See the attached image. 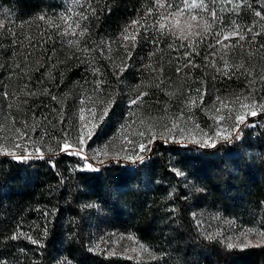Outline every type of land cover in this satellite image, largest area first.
Here are the masks:
<instances>
[{"label": "trees", "instance_id": "16d2710c", "mask_svg": "<svg viewBox=\"0 0 264 264\" xmlns=\"http://www.w3.org/2000/svg\"><path fill=\"white\" fill-rule=\"evenodd\" d=\"M221 1L208 0V5L218 13ZM87 2L96 13L89 10V18L79 21L88 29L80 37L63 35L61 14L78 20L76 13L85 10L79 5L86 0H0V64L17 57L35 65L28 79L29 90L36 93L29 100L34 115L45 117L55 109L52 96L74 83L96 88L103 81L99 92L116 106L125 93L124 80L128 84L143 73L154 77L156 64L173 54L184 58L182 74L190 87L200 84L209 93H223L246 85L242 72L225 76L212 66L218 40L214 29L182 43L187 49L179 46L180 39L157 31L156 21L174 8L171 0ZM256 12L264 16V0H243L229 13L244 33L239 43L264 57V20ZM133 20L140 21L139 35L134 48L131 41L125 43L132 55L131 75L124 77L119 57L107 46L124 41L125 27L135 31ZM253 25L261 32L254 40L248 31ZM75 40L79 43H69ZM152 43L161 44L158 53ZM143 99L144 107L157 109L148 96ZM51 116L59 118L55 112ZM39 124L52 131L48 121L41 118ZM242 135L203 150L156 141L143 163L112 160L98 171L81 170L82 161L63 152L27 162L0 156V264H264V245L228 249L205 239L242 227L264 230V127ZM109 231L134 236L155 260L138 262L92 246L95 236ZM18 232L25 235L13 239Z\"/></svg>", "mask_w": 264, "mask_h": 264}, {"label": "rangeland", "instance_id": "374dc122", "mask_svg": "<svg viewBox=\"0 0 264 264\" xmlns=\"http://www.w3.org/2000/svg\"><path fill=\"white\" fill-rule=\"evenodd\" d=\"M171 1L173 3L172 7L174 8L178 7L183 2V0ZM242 2L243 0H231V2L222 0L218 8V11H220L218 13L215 12L216 20L213 21L212 17L210 16V13L213 10L209 7L208 0H204V3L207 5V10L200 13V15L202 18L209 20V22L212 24L211 29L206 33L202 32L201 36L190 37L189 40L182 41L180 39L179 46L186 48L183 46L184 44L193 43L196 39H202L204 36L209 34V32H212L213 29L216 31L218 39H222V36L218 35L219 33L224 32L227 34L231 32L234 27L238 29L240 35L244 36V33H241L240 31V27L237 22L238 19L231 16L229 13L233 9L234 5L241 4ZM238 40L239 37L237 36L235 39L224 41V44H236L237 47L234 49L221 50L220 45L217 44V41L215 44H213L215 52V65H217L219 68H223V59H227L231 64H237L241 61H244L245 67L251 68L256 75L257 83L255 85H250L249 78L245 75L246 85L241 91L230 90L223 93H209L206 89H203L202 85L200 84H195L193 87H190V84L186 83V74H182L181 63L184 58L180 55L173 54L171 58L165 61L160 60L156 64L159 72L156 73L154 77H149L148 74L143 73L139 74V76L134 78V80L132 79V81L128 84H126V81L124 80L123 83L125 85V93L119 96V101L116 106H113L114 101L112 98L108 99L106 95H102L99 91H97L96 88L93 87V85L91 86L89 82L84 83L81 86H77L74 83L69 88L59 91V96L57 95L56 97L63 101V124L58 122L59 118L57 120L52 118L51 114L54 115L53 108H50L48 113L45 112L47 114L45 117L48 119H45V117L42 116L38 117L37 114L34 115L31 112L32 109H30L31 105L29 104V100L35 96L36 93L33 90H29L28 79L31 77V70L35 65H33V63H31L29 60L20 62L18 61L19 59H17V57H8L9 59L5 63L4 67L2 63L0 64V149L6 148L8 150L14 151L17 156H24L33 152V148L35 146L39 147L44 152L43 157L54 158L57 152L54 153L50 151V149L57 148V142L56 140L51 139L48 134H45L44 129L39 124L40 119L42 118L44 122L51 121L52 125H56V127L52 128V131L49 132L52 136L61 137L63 135L61 129H65L66 127L69 131L74 132L80 124L78 117V110L81 106L80 101L86 96H92L93 102L98 99L104 102H112L108 115L100 124V127L96 130V134L92 137V140L86 141L90 148H85V154L89 157V160L97 169L98 167H102L104 164L112 160H120L129 164L130 166L140 163H132L130 160L125 159V157L134 156L139 153L138 145L142 142L145 143L146 149H148L143 153H139L140 155L144 156V160L148 157L150 146L154 142L161 140L164 141L165 144H177L182 147L192 146L196 147L198 150L213 148L208 146L200 147L197 143L192 142L189 133L199 139L200 129H203L209 133L214 132V130L217 128V125L215 120L211 119L210 116L212 115V105L215 102V98L217 96L231 100L236 95H248L251 93L256 101L264 103V83L259 81V76L264 74V57L260 55L257 56V53H255L252 49L243 47ZM125 43L126 42L124 41H122V43H117L116 48L110 45L111 51L109 52H112L119 57L117 63H119L121 67H124V71H120L122 76L125 75L124 77H129L131 72L127 71H131L130 59L126 54L127 51L125 50V47L121 46ZM152 46L155 49V53H158L161 44L152 43ZM167 47V49H169L170 45H167ZM223 51H227L228 55L224 56ZM249 52L253 54L251 57L248 55ZM222 56L223 59H221ZM87 63L89 64V61ZM34 64L37 65V63ZM177 68H180L181 71L177 72ZM161 80L163 83H161ZM36 83L38 82H35L34 89L35 86L38 85ZM148 88L153 89L152 95H157L156 99L151 98L152 96ZM197 88H200L202 91L206 92L204 95V104L199 105L198 107H193L192 110L189 111L187 107L189 98L191 96L198 95L196 93ZM143 92H146L147 95L145 96H148L149 99L153 100V103L157 105L156 110L144 107L145 105H143V102H141L139 105H130V101ZM144 100L145 99L142 101ZM51 101L54 102L53 107L55 106V109H61L60 103H57V101L53 99ZM95 106L97 108V114H99V109L103 107V104L97 103ZM242 111L248 110L244 109ZM130 112H133L134 115L129 116ZM55 113L57 114V112ZM220 114L227 115V113ZM87 116L88 114L85 112L86 119ZM178 116H182L183 118L177 120ZM153 117L155 119H152ZM140 120H144L145 123L141 124ZM13 121L16 122L15 125H13ZM173 121H176L180 128H173L172 134L176 136L177 141L181 142H175L170 138L168 129L171 127ZM25 122L29 125L39 124V127H37L35 131H32L31 129L27 130L29 132L30 139L29 136H25L22 141L17 140V142L22 143L23 146L28 149L27 153L24 151V147L15 148L14 142L12 140V137L16 135L15 128L23 129ZM197 124L199 125V129L196 128ZM221 124H223L225 127H228L232 124V121H221ZM122 126H126L123 132ZM149 127L151 128V132L148 131ZM263 127L264 112H261L255 117L251 116L250 114L247 115L245 123L240 125L239 134L241 138L239 140L243 138V132H248L250 129L253 130ZM181 128L184 129L183 135L180 133ZM141 131L145 132L144 136L138 135V133ZM152 134H155V138L152 139L151 143H148V139ZM41 137L44 141L42 143L40 142ZM234 139L235 138H233L230 143H232ZM129 140H131L133 143H129ZM74 142L75 135L73 136V139L70 141V143ZM223 143H226V141L217 140L216 145ZM105 145H107V148H104ZM96 149H104L108 153L107 157L101 156V158L105 160L104 164H99L96 163L95 160H92ZM117 154H119L118 159L111 158L115 157ZM0 156H7L11 159H14L13 156L4 154L3 151H0ZM76 157L80 159L79 156ZM32 159L39 158L35 155H32L28 159L18 161L27 162ZM80 161H82L84 165L85 162L81 159ZM197 220L200 222H205V220H201L200 218ZM241 229H245V227L236 229V231L231 232L228 236L233 237L235 240L239 236ZM130 236L133 237V239H129L128 237ZM249 239L255 241L258 239V237L253 234L249 237ZM92 244V246L96 249H103L108 254L131 258L138 262L155 260V258L149 257L147 253L141 254L138 251V246L143 243L129 234H121L109 231L107 233H102L97 237L95 236ZM133 249H137V251H133ZM149 251L152 253L150 249Z\"/></svg>", "mask_w": 264, "mask_h": 264}, {"label": "snow or ice", "instance_id": "6c2138e0", "mask_svg": "<svg viewBox=\"0 0 264 264\" xmlns=\"http://www.w3.org/2000/svg\"><path fill=\"white\" fill-rule=\"evenodd\" d=\"M226 2H231V0H226ZM82 9H85L82 12L76 13V16L79 17L78 20H73L71 16L61 14V20L64 21L66 28L63 32V35H72V36H80L83 37L88 32V29L86 26H82L79 22L80 20H87L88 17V11L90 10L93 15L96 13V9L92 7L91 3L87 2L84 4L79 5ZM160 7H164L163 4L159 5ZM170 8L172 6H169ZM207 10V5L204 3V0H183L182 4L178 7L173 8L171 11H168L166 14H162L160 19L156 21V25L154 27H157V31L161 34H171L175 36L178 39L183 40H189L190 37H197L201 36V33L208 32L212 24L209 22L208 19L202 18L200 13ZM210 16L212 17V20H216V13L215 11H212L210 13ZM257 17H261L262 20H264V16H261L260 12H256ZM40 19H44V17H40ZM71 21V22H70ZM140 24L139 20H133L131 22L130 27L132 29H135V31H130L129 27H125L124 33L122 34V38L125 42L131 41L132 47L134 48L137 41V36L139 35V29L136 28V25ZM59 27V26H57ZM77 29H80L79 33H77ZM248 31L251 33V39H255L257 36L261 35V32L255 30V26H250L248 28ZM218 35L222 36V39L217 40V44L220 45L221 50L225 49H234L237 47L236 44H224V41H227L229 39H235L237 36L239 37V40H244L245 37L243 35L239 34V31L237 28H233V30L227 34L224 32L219 33ZM70 44H78L79 40L75 41H69ZM101 45H104L105 42L101 41ZM122 47H125V50L128 53V58H131V51L127 50V45H121ZM108 51H111L110 45L107 46ZM261 47H264V45H261ZM82 51H87V49H82ZM103 51H101V55H103ZM223 55H228L227 51H223ZM249 57H251L253 54L251 52L248 53ZM187 58V57H186ZM223 59V56L221 57ZM191 60L188 61V64H191ZM188 66L187 64L185 67ZM195 66V65H193ZM213 67H216L215 64L212 65ZM217 72H221L225 76H229L230 72L233 70L236 72H242V74L246 75L249 78V84L255 85L257 83L256 75L254 74L253 70L251 68L245 67V62L241 61L237 64H231L227 59H223V68H216ZM98 71V70H97ZM120 71H124V67L122 66ZM162 71V70H161ZM181 69L177 68V72H180ZM259 81L264 83V74H261L259 76ZM103 81H99L96 85L97 91H99L101 84ZM161 83L163 81L161 80ZM139 86V85H138ZM47 91V90H45ZM197 96H191L189 98V103L187 105L188 110L191 111L193 107H198L199 105L204 104V95L206 92L202 91L200 88L196 89ZM34 95V93H33ZM67 95V94H65ZM147 95L146 92L141 93L140 95L136 96L130 101V105H139L142 100L143 96ZM52 99L57 101V103L61 104V109H53L54 112H57V115L59 117V123L63 124V101L59 100L56 96H52ZM103 104V107L99 109V114H97V108L96 104ZM111 101L104 102L100 99L93 102L92 96H86L81 99L80 101V108L78 110V117L80 124L75 131H69L66 127L65 129H61L63 135L61 137H55L52 136L51 133L48 132V129L45 128V134H48L51 139L56 140L57 142V148H52L50 151L56 153V152H63L66 155H76L79 156L81 160H83L85 163L82 165V170L86 168L87 170L91 171H98V169L94 166V164L89 160V157L85 154V146L86 141L92 140V137L96 134V130L100 127V124L103 122V120L107 117L108 112L111 107ZM244 109H247L248 111H242ZM85 112H87L88 116L87 119L85 118ZM212 115L210 116L211 119H214L217 125V128L214 130V132L209 133L207 131H204L203 129H200V138L197 139L196 136L191 135V140L194 143H197L200 147H215L217 140H223V141H232L233 138L236 140H239L241 138L240 136V125L245 123L247 115L251 116H257L261 112H264V103H261L259 101H256L255 98L252 96L251 93L248 95H236L233 99L229 100L228 98H222L217 96L215 98V102L212 105L211 109ZM220 113H227V115L220 114ZM219 114V115H218ZM134 115L133 112L129 113V116ZM182 116H178L177 120L182 119ZM45 119H48L45 117ZM152 119H155L154 117ZM232 121V124L228 127H225L223 124H221V121ZM13 125H15V121L12 122ZM51 124V121H49ZM141 124H144V120H140ZM39 127V124H32L29 125L25 122L24 128H15V133L12 137V140L14 142L15 148H22L24 147L22 143L17 142V140L22 141L25 136H29L28 129H31L32 131H35V129ZM53 128L56 127V125H52ZM126 126H122V132L124 131V128ZM173 128H180L179 124L176 123V121H173L171 124V127H169L168 131L170 134V138L175 142H181L176 140V136L172 134ZM196 128L199 129V125H196ZM149 132H151V128L148 129ZM181 135L184 133V129H180ZM75 135V142L70 143V141L73 139V136ZM140 136H144L145 132L141 131L138 133ZM155 138V134H152L149 139L148 143L152 142V139ZM168 138V137H166ZM30 139V136H29ZM41 143L44 142L43 138L41 137ZM129 143H133L131 140L128 141ZM104 148H107V145L104 146ZM139 153H143L146 150L145 143H139L138 145ZM0 151H3L4 154L13 156L14 159L17 160H25L28 159L30 156L35 155L38 158H43L44 152L39 148L35 147L33 148V152L28 153V155L24 156H17L14 151L8 150V149H0ZM24 151L27 153L28 149L24 147ZM137 153L134 156H127L125 159L130 160L132 163H143L144 156ZM101 156L107 157L108 153L104 149H96L95 153L92 157V160H95L96 163L104 164L105 160L101 158ZM112 159H118L119 154H117L115 157H111ZM177 176H182V171H176L175 173ZM203 190V189H201ZM256 235L258 237L257 240L252 241L249 239L251 235ZM20 235H25L23 233L18 232L16 235H14L12 238L16 239ZM31 239V237H28ZM129 239H133V237H128ZM242 238V239H241ZM205 239L208 241H216L221 242L224 244V246L228 249L233 248H245V247H259L264 245V230L258 229V228H245L241 229L239 236L234 240L231 236H224L221 234H207L205 235ZM32 243H37L36 240H32ZM133 251H137V249H133ZM138 251L141 254L147 253L149 257L155 258L154 254L149 251V249L143 245L140 244L138 246ZM67 264V262H65Z\"/></svg>", "mask_w": 264, "mask_h": 264}, {"label": "built area", "instance_id": "2783aa9c", "mask_svg": "<svg viewBox=\"0 0 264 264\" xmlns=\"http://www.w3.org/2000/svg\"><path fill=\"white\" fill-rule=\"evenodd\" d=\"M230 142V141H229ZM72 156H75V155H72ZM83 163V162H82ZM82 170V169H81ZM83 170H86L85 168Z\"/></svg>", "mask_w": 264, "mask_h": 264}]
</instances>
